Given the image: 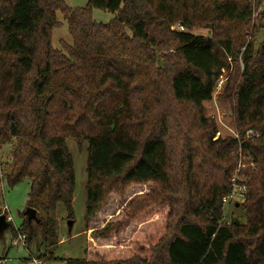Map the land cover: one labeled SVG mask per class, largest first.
Instances as JSON below:
<instances>
[{
	"label": "trees",
	"instance_id": "obj_1",
	"mask_svg": "<svg viewBox=\"0 0 264 264\" xmlns=\"http://www.w3.org/2000/svg\"><path fill=\"white\" fill-rule=\"evenodd\" d=\"M263 3L0 0V147L14 143L0 185L28 180L39 220L23 213L14 237L26 236L28 249L41 239L38 259L61 260L51 215L63 205L74 219L73 140L87 144L88 241L86 258L66 264H264V43L254 45ZM94 9L116 16L98 23ZM225 75L221 99L233 106L238 138H217L205 115ZM241 152L253 160L237 173L247 179L243 216L228 220L223 199ZM141 187L149 190L129 199L123 221L88 229L110 198ZM142 220L155 230L117 254L100 253L90 237L109 241Z\"/></svg>",
	"mask_w": 264,
	"mask_h": 264
},
{
	"label": "rangeland",
	"instance_id": "obj_2",
	"mask_svg": "<svg viewBox=\"0 0 264 264\" xmlns=\"http://www.w3.org/2000/svg\"><path fill=\"white\" fill-rule=\"evenodd\" d=\"M89 0H64V2L71 8H83L88 4ZM264 5V3H263ZM262 7V6H261ZM259 7V11L255 9L254 15H259V12L264 7ZM115 14L94 9L92 11L93 19L98 23H109L115 17ZM256 23L253 22V24ZM256 25H259L256 23ZM173 29H179L176 26ZM195 35L208 36L209 31L207 29L195 28L191 31ZM68 38L67 24L64 23L63 28L55 30L53 44L55 47H60L61 41H65ZM264 43V28H258L254 36L255 49ZM227 75L224 77L226 78ZM222 91H217L214 94V98L211 102L205 104V115L208 118H213L217 124L218 134L217 138H238L236 131L235 119L233 116V106L230 101L221 99ZM250 131L246 133V137L249 138ZM68 148L73 156L75 164L76 174V192L74 198V219L72 232H69L68 222L70 219L67 216V212L63 205H59L57 211L51 215L58 222V231L60 237V243L54 251L56 257L61 260L47 262V264H66L65 260L78 259L84 260L86 258V246L88 241L87 227L85 222V208H86V167H87V144L79 146L75 141L68 140ZM14 143L0 147V177L4 179L5 173L9 172L12 161ZM252 158L245 152H241L240 162L238 170L233 177H237L238 171H244L245 168L252 163ZM253 167V166H251ZM240 183H247V179L244 175L238 176ZM149 187L134 188L126 193L123 197H112L108 204L104 206L101 212L95 219L92 220V224L89 225V230H100L107 223H116L124 220L125 205L129 199L135 195L147 193ZM30 182L28 180L17 184L14 187H10L6 182H2L0 185V210L1 215H4L9 219L12 228H8L4 235H0V264H34L32 257L38 259L39 254L44 250L41 245V239L32 243L29 247V251L23 245H15L13 236V230H18L23 224V213L26 212L29 203ZM243 203L240 201L238 205ZM239 206H232L228 210V217L239 218L243 216L242 209ZM6 208L7 212L4 210ZM242 220V219H241ZM245 222V218L243 220ZM155 228L150 224L148 220H142L137 223H133L131 227L124 231V233L117 237L109 239V241L98 240L90 237L96 243L99 252L102 254H117L120 249L132 247L136 238H144L153 232ZM91 233V232H90ZM109 246V248H108ZM27 247V245H26ZM115 247V248H112ZM117 248V249H116Z\"/></svg>",
	"mask_w": 264,
	"mask_h": 264
},
{
	"label": "built area",
	"instance_id": "obj_3",
	"mask_svg": "<svg viewBox=\"0 0 264 264\" xmlns=\"http://www.w3.org/2000/svg\"><path fill=\"white\" fill-rule=\"evenodd\" d=\"M179 29H183V28L179 27ZM225 81H226V78L224 76L220 78V80L218 81L217 87H216V91H220L222 89ZM250 135L254 137H258V133L254 131H251ZM232 184H233V189L231 193L223 199L225 219H227L229 208L235 204H238L240 201H242L247 191L246 186H244L243 183H240L238 176L233 178ZM4 210L7 212L6 208ZM7 220L8 222L10 221L9 219ZM13 243L15 245H23L24 247H26V236L19 235L14 240ZM33 262L34 264H47L46 262L39 260V259H34Z\"/></svg>",
	"mask_w": 264,
	"mask_h": 264
},
{
	"label": "water",
	"instance_id": "obj_4",
	"mask_svg": "<svg viewBox=\"0 0 264 264\" xmlns=\"http://www.w3.org/2000/svg\"><path fill=\"white\" fill-rule=\"evenodd\" d=\"M25 216L27 217L29 223L32 221H36L37 223H39V220L37 218V211L35 209L27 208L25 212ZM68 226H69V232H71L72 227H73V221H69ZM10 227H11V223L8 222L6 216L1 215L0 216V235L2 236L5 233V231Z\"/></svg>",
	"mask_w": 264,
	"mask_h": 264
},
{
	"label": "crops",
	"instance_id": "obj_5",
	"mask_svg": "<svg viewBox=\"0 0 264 264\" xmlns=\"http://www.w3.org/2000/svg\"><path fill=\"white\" fill-rule=\"evenodd\" d=\"M4 235V234H3ZM13 236H14V234H13ZM16 239V238H15ZM14 239V240H15ZM26 249H27V251H29L30 252V250L27 248V247H25ZM32 259L34 260V257H32Z\"/></svg>",
	"mask_w": 264,
	"mask_h": 264
}]
</instances>
